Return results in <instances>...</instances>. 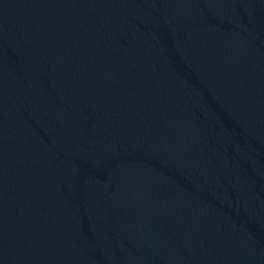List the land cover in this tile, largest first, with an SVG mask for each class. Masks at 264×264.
<instances>
[{"label": "water", "instance_id": "1", "mask_svg": "<svg viewBox=\"0 0 264 264\" xmlns=\"http://www.w3.org/2000/svg\"><path fill=\"white\" fill-rule=\"evenodd\" d=\"M0 264H264V0H0Z\"/></svg>", "mask_w": 264, "mask_h": 264}]
</instances>
